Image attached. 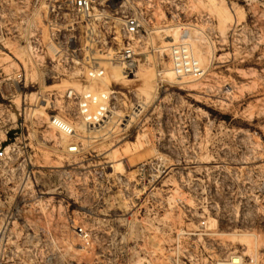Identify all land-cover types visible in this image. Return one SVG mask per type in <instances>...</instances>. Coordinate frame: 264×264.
I'll use <instances>...</instances> for the list:
<instances>
[{
	"label": "rangeland",
	"instance_id": "obj_1",
	"mask_svg": "<svg viewBox=\"0 0 264 264\" xmlns=\"http://www.w3.org/2000/svg\"><path fill=\"white\" fill-rule=\"evenodd\" d=\"M68 1L0 0V264H264V0H108L90 22ZM181 38L200 78L171 69ZM69 88L112 91L109 122H82Z\"/></svg>",
	"mask_w": 264,
	"mask_h": 264
},
{
	"label": "built area",
	"instance_id": "obj_2",
	"mask_svg": "<svg viewBox=\"0 0 264 264\" xmlns=\"http://www.w3.org/2000/svg\"><path fill=\"white\" fill-rule=\"evenodd\" d=\"M108 0H69L68 6L76 17L82 20L100 21L103 18V9L100 4H104ZM53 11L55 9L53 8ZM1 29V24H0ZM140 30V22L136 15H127L123 17L120 29L116 36V40L120 42V47L114 54L115 59L124 66V74L131 72L133 60L135 58V37ZM54 55H59L60 48L56 45ZM169 60L172 71L178 76H190L200 78L203 75V69L198 60L192 54L185 38H181L178 43L169 46ZM103 74V71L92 70L88 72L91 78H96ZM115 95L112 91L94 92L89 89L81 92L74 89H67L66 99L72 101L76 107V113L80 120L92 127H102L112 117V98ZM49 126L60 136L68 138L66 145L67 151L75 152L77 145L73 141L75 130L71 122L65 117L57 114L50 115L48 118ZM4 156V151L0 146V158ZM86 245L89 243V233L82 228L78 229ZM173 252V251H172ZM184 264V261L177 257L170 258V264ZM212 264H257V260L253 257H244L239 253L226 255Z\"/></svg>",
	"mask_w": 264,
	"mask_h": 264
},
{
	"label": "bare ground",
	"instance_id": "obj_3",
	"mask_svg": "<svg viewBox=\"0 0 264 264\" xmlns=\"http://www.w3.org/2000/svg\"><path fill=\"white\" fill-rule=\"evenodd\" d=\"M47 48H48V50L50 51V52H52V53H54L55 52V47H54V45L53 44H49L48 46H47ZM115 67V66H114ZM110 120V119H109ZM126 121H128V120H126ZM109 122V121H108ZM107 122V123H108ZM127 124V123H126Z\"/></svg>",
	"mask_w": 264,
	"mask_h": 264
}]
</instances>
